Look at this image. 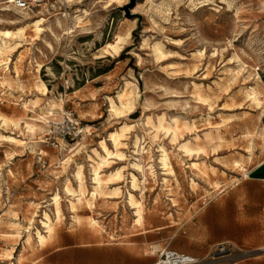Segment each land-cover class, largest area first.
I'll return each mask as SVG.
<instances>
[{"label":"rangeland","instance_id":"374dc122","mask_svg":"<svg viewBox=\"0 0 264 264\" xmlns=\"http://www.w3.org/2000/svg\"><path fill=\"white\" fill-rule=\"evenodd\" d=\"M134 1L50 0L24 17L0 6V40L2 32L30 25L25 37L10 42L0 64V115L22 127L0 120V264H36L46 248L61 244L130 240L144 232L127 200L130 192L154 216L173 209L172 199L176 210L187 212L192 203V212L198 211L255 181L247 176L264 163V0ZM43 19L37 34L32 24ZM119 36L125 44L117 54L108 45ZM251 88L258 89L261 108L250 103ZM122 94L135 109L112 112L109 99L121 107ZM52 102L62 105L55 117L48 113ZM65 113H73L85 135L56 148L49 126ZM158 118L179 122L177 143L172 133L158 134L148 125ZM114 133L125 158L112 156L99 168L98 156L107 155L103 141L117 151ZM187 142L203 151L187 156L180 149ZM161 146L170 154L173 176L164 175ZM138 159L154 166L156 181L144 183L131 170ZM80 168L83 185L76 177ZM95 168L107 193L121 188L120 198H94ZM131 174L142 182L137 191ZM257 183L262 186L251 190L264 191V181ZM46 214L54 234L44 248L39 235L49 236ZM247 250L264 258V247Z\"/></svg>","mask_w":264,"mask_h":264},{"label":"crops","instance_id":"0c3cea01","mask_svg":"<svg viewBox=\"0 0 264 264\" xmlns=\"http://www.w3.org/2000/svg\"><path fill=\"white\" fill-rule=\"evenodd\" d=\"M257 182L260 181L243 183L246 188L211 199L198 211L192 212V203L187 212L176 210L172 199L174 210L154 216L145 213L143 226H139L144 232L124 242L68 243L46 248L48 243L36 264H154L157 256L147 253L148 248L153 253H157L155 248L158 252L169 248L196 259L205 258L213 247L222 243L246 250L263 248L264 191L251 190L262 186ZM154 217L156 225L152 224ZM239 264H264V258Z\"/></svg>","mask_w":264,"mask_h":264},{"label":"bare ground","instance_id":"6f19581e","mask_svg":"<svg viewBox=\"0 0 264 264\" xmlns=\"http://www.w3.org/2000/svg\"><path fill=\"white\" fill-rule=\"evenodd\" d=\"M16 15L19 16V14H16ZM23 17H24V15H23ZM44 22H45V20L43 19V20L37 21L34 24H32L36 28L37 34H41L43 32L42 26H43V23ZM29 26L22 27V28L20 27L17 31H10V30H8V31L2 32V34H1V40H0V64L1 65L5 61V60H3V59H5V55L7 53L9 54V52H11V50H12V46H11V43L12 42L11 41L17 40L18 38L25 37L26 36V33H27V28ZM124 44H125V39L123 37L119 36L116 39V42L111 43V44L108 45V50H111L112 49V50H114L118 54V53H120L122 51ZM157 53L159 55H161L163 53L161 47H158L157 48ZM204 56H205V52H202V51L199 52V57H204ZM43 94L44 95H47L46 86L43 87ZM196 96H197V94H196ZM247 96H248V99H249L250 103L253 106H255L257 108H261L263 106V103H262V101H261V99L259 97V93H258V89L257 88H251L248 91ZM119 98L121 100V107H118L113 99H109L110 100L109 102L111 104L110 106L112 108V112H116L118 114H124V113H126L128 111L130 112V111H132V110L135 109V105L133 103L134 101L132 102L131 100H125V94L120 95ZM196 99H197V103H199L198 102L199 99L198 98H196ZM204 99H205V97H204ZM204 99H202L200 97V100H201L200 103H203L202 101H205L206 100V99L205 100ZM56 102H57V100H56ZM56 102H52L53 104L50 105V112H48V113H50V117H55L56 116L55 113L57 111L56 108L62 106V105H59V103H56ZM209 102H210V99L208 100L207 104H209ZM33 104L34 105H38L37 104V101H34ZM158 119H159V121H158V124L157 125H155L150 119L148 120V125H152L153 129H155L158 134L161 131H165L167 134L172 133L173 142L176 141V143H177V141H178V131H179V122L178 121H175V125L173 126L171 124H167V122H166V120L164 118H158ZM0 120H1V125H3V126L8 127V126H10V124H12V126H15L17 129L18 128H20V129L22 128L20 122L10 121L9 119L2 117L1 115H0ZM187 125H188V123H187ZM31 130L35 134L36 131H37V128L34 127V126H31ZM85 131H86V129L85 128H82V132L85 133ZM2 138L6 139L7 141H11L13 143H18V145H20V143H22V141H19V140H17L14 137H2ZM110 138L113 141L114 145L116 146V150L117 151L116 152H111L108 149L105 141H103L101 143V146L106 151L107 155L105 157L98 156L100 158V160H101V164H98L96 166H99V168H100V166L102 164H105V163L110 162L109 160H110V157H112V156H115V157H117L119 159H124L125 158V155L123 153H121L119 151V149H118L120 147V145H121V136L118 133H114V134L111 135ZM208 138L210 139V136H208ZM221 139H222V137H221ZM200 140H201L200 137H197L195 141L198 142ZM138 142L136 144V147H137L136 154H139L140 153L139 143ZM180 149H181L182 152H184L189 157H193L194 154H196V153L199 154V153H201L203 151V149L201 147H199V146H197V148H194L193 143H191V142H187V143L181 145L180 146ZM160 153H161V159H160L161 160L160 161L161 164L160 165L163 166V170L166 172L164 175H166V176H169V175L173 176V174L175 172H174V169H173L172 164H171L169 152L163 146H161ZM70 159L71 158H68V159L66 158V160L63 162V166H65L66 164H68L70 162ZM236 163H238V162H236ZM198 164L197 163H194L193 165H191V167H194L195 169H197L198 166H199ZM236 167H237V165H236ZM131 170H134V171H137V172L141 173L142 176H143V179H144L143 180L144 183H146L148 181V177H151L155 181L157 180V176H156V172H155L154 166L152 164L147 165V166H144L141 163V159H138V160H136L133 163ZM95 175H96V179L95 180H96L97 183H96V185L94 187V195H93L94 198H97L98 196H101V197L102 196H104V197L105 196H109V197L112 196V197H114V199H118V198H120L122 196V190H121V188H116L111 193L110 192L107 193L105 191V188L103 187V183H102V180H101V177H100L99 169H96L95 168ZM76 177L80 180L81 185H83V172H82V168L79 169V172H78V174H77ZM131 177H132L131 178L132 179V181H131L132 188L135 191H137L140 188L142 182H140L139 178L136 175H134V174H131ZM247 177L249 178V176H247ZM67 191L69 193H71L70 188H68ZM127 200H129L130 206L133 208V210H135V215L137 217L136 224L138 226L142 227L143 226V221H144V214H145L144 213V208H143L142 202L138 201L136 199V196L133 193H131V192L129 193V199H127ZM54 203L56 204L57 207L59 206V198L58 197L55 198V202ZM72 204H73V206L75 205L74 203H72ZM45 218H46L45 220H47L46 226H47V229H48V232L47 233L49 234V236H43L41 234L39 235V241H40V244L43 247H45L49 243V240H50L51 236L54 234L53 233L54 232V228L51 227V225H50V223H51L50 216L48 214H46L45 215ZM92 224H93L94 227H98L99 226V222L96 221V220L93 221ZM12 226L13 227L16 226L14 228V229H16L17 226H20V225L19 224H13ZM19 234H21V233L19 232ZM11 236L13 237L12 239H14V237L16 238L15 235H11ZM30 241H31V239H30ZM154 250H155V252H158L159 249L158 248H155Z\"/></svg>","mask_w":264,"mask_h":264},{"label":"built area","instance_id":"2783aa9c","mask_svg":"<svg viewBox=\"0 0 264 264\" xmlns=\"http://www.w3.org/2000/svg\"><path fill=\"white\" fill-rule=\"evenodd\" d=\"M49 2L50 0H2L0 6L5 5L23 15H30L36 11H42ZM84 135L73 113H65L63 121L50 124L48 131V137L56 143V148H62L69 142L83 139ZM152 254L157 256L154 264H239L258 257L257 251L242 249L231 243L216 245L203 259H196L169 248L157 253L152 252Z\"/></svg>","mask_w":264,"mask_h":264},{"label":"water","instance_id":"95a60500","mask_svg":"<svg viewBox=\"0 0 264 264\" xmlns=\"http://www.w3.org/2000/svg\"><path fill=\"white\" fill-rule=\"evenodd\" d=\"M139 1L135 0L134 2ZM249 179L255 181H264V164L249 174Z\"/></svg>","mask_w":264,"mask_h":264}]
</instances>
